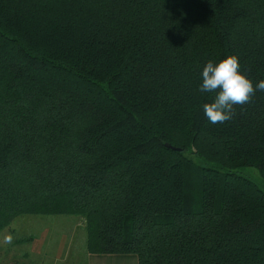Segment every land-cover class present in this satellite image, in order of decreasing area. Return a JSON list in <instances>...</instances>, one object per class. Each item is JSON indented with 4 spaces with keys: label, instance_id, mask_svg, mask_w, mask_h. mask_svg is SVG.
<instances>
[{
    "label": "trees",
    "instance_id": "1",
    "mask_svg": "<svg viewBox=\"0 0 264 264\" xmlns=\"http://www.w3.org/2000/svg\"><path fill=\"white\" fill-rule=\"evenodd\" d=\"M231 55L264 80V0H0V232L74 216L85 254L264 264V191L237 172L264 181V91L202 110Z\"/></svg>",
    "mask_w": 264,
    "mask_h": 264
},
{
    "label": "rangeland",
    "instance_id": "2",
    "mask_svg": "<svg viewBox=\"0 0 264 264\" xmlns=\"http://www.w3.org/2000/svg\"><path fill=\"white\" fill-rule=\"evenodd\" d=\"M190 159L194 161V163L200 165L202 162L198 160L197 157L189 156ZM241 175L251 179L255 182L258 187L264 191V181L261 178L259 171L253 167H245L239 169L237 171ZM44 220L46 224H40ZM54 221H58L54 223ZM76 222V217L74 216H22L17 218L14 222L10 224L7 228H5L2 232H0V252L1 255L6 256L11 252V256L15 259H18L21 262V257L23 255V251L20 249H25V244L21 247L19 245L13 244L14 241L20 242L25 240L28 236L36 235L35 233L39 230L41 232H46L49 236V244L46 245V250L43 255L39 257H35V263L38 264H62V261L66 264H75L78 262L79 264H83L82 261L78 259L79 257H83L85 254L84 247V231L80 229L77 231V241L73 240L70 244H68L65 251L62 250V254L64 255L61 259H58V263L53 262L55 258H57L58 254V243L61 236L70 237L69 230L70 223ZM40 226L43 228L41 229ZM51 237V238H50ZM48 238V237H47ZM24 243V242H22ZM12 250L10 249L11 247ZM50 246V247H49ZM82 253V254H81ZM36 256V255H35ZM135 256V255H133ZM25 260V259H24Z\"/></svg>",
    "mask_w": 264,
    "mask_h": 264
},
{
    "label": "clouds",
    "instance_id": "3",
    "mask_svg": "<svg viewBox=\"0 0 264 264\" xmlns=\"http://www.w3.org/2000/svg\"><path fill=\"white\" fill-rule=\"evenodd\" d=\"M201 93H210L211 102L204 103L202 110L208 121L223 124L233 118L234 106L250 103L256 91H264V80L253 84L241 71L237 56L231 55L218 63L209 60L202 69Z\"/></svg>",
    "mask_w": 264,
    "mask_h": 264
},
{
    "label": "crops",
    "instance_id": "4",
    "mask_svg": "<svg viewBox=\"0 0 264 264\" xmlns=\"http://www.w3.org/2000/svg\"><path fill=\"white\" fill-rule=\"evenodd\" d=\"M42 222L40 224H46L47 222L44 220H41ZM58 221H54V223H57ZM70 237L67 238V236H61L58 243V254L57 258L54 259L53 262L58 263V259H61L64 255L62 254V250L65 251V249H68L67 246L70 244L73 240L77 241V231L81 229L80 222H71L70 223ZM41 229H43L40 226ZM36 235L28 236L25 240L16 242L14 241L13 244L19 245L20 247L22 245L25 249H20L23 251V255L21 257V262L18 259L13 258L9 252V255L4 258L5 255H1L0 252V264H37L35 263V257H39L40 255H43L46 250V245L49 244V236L46 234V232H41L38 230ZM48 237V238H47ZM51 238V237H50ZM24 242V243H22ZM0 243H2L0 241ZM11 247V246H10ZM50 247V246H49ZM13 247L10 249L12 250ZM82 254V253H81ZM36 255V256H35ZM84 258V259H83ZM25 259V260H24ZM83 264L84 261L86 264H138V260L136 256L133 255H99V254H84L83 257H79ZM40 264V262H38ZM42 264V263H41ZM62 264H66L62 261ZM75 264H79L76 262Z\"/></svg>",
    "mask_w": 264,
    "mask_h": 264
}]
</instances>
